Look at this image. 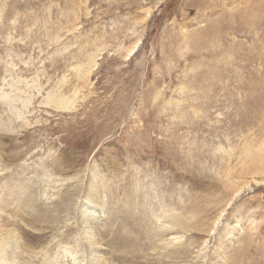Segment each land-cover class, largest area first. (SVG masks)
<instances>
[{"label": "rangeland", "instance_id": "rangeland-1", "mask_svg": "<svg viewBox=\"0 0 264 264\" xmlns=\"http://www.w3.org/2000/svg\"><path fill=\"white\" fill-rule=\"evenodd\" d=\"M0 156V264H264V0H0Z\"/></svg>", "mask_w": 264, "mask_h": 264}, {"label": "bare ground", "instance_id": "bare-ground-1", "mask_svg": "<svg viewBox=\"0 0 264 264\" xmlns=\"http://www.w3.org/2000/svg\"><path fill=\"white\" fill-rule=\"evenodd\" d=\"M53 100H54V102L57 104L56 106L57 107H62L63 106V104H64V101H62V100H56V99H54L53 98ZM64 108V107H63ZM0 161H1V156H0ZM93 176V175H92ZM96 176V175H95ZM94 177V176H93ZM101 180H102V178H100V176H97V177H95V179H93V181L91 182V183H89V185H87L88 187H87V189H88V193H89V195L87 196L88 198V202H90V203H92L93 201H95L96 200V197H97V194H99L98 193V188H99V185H101ZM90 181V180H89ZM75 187V185H73V188ZM87 192V191H86ZM77 193V192H76ZM74 191L72 192V191H70L69 189L68 190H63L62 191V194H61V198H62V203L64 204V206L66 205V206H69V202H71V201H73V199L75 198L74 197V195L76 194ZM79 193V192H78ZM79 195V194H78ZM86 195V194H85ZM102 196V195H101ZM85 197V196H84ZM86 199V198H85ZM43 202V201H42ZM87 202V203H88ZM25 203V202H24ZM94 203V202H93ZM100 203V202H99ZM23 204V203H22ZM76 204V203H75ZM72 205V204H71ZM88 205H90L89 203H88ZM99 205V204H98ZM25 206L27 207L26 208V210L28 209V208H30V206H31V203H30V201H26V203H25ZM57 206V205H56ZM62 206V205H61ZM100 206V205H99ZM50 207V206H49ZM52 208H54V207H52ZM66 208V207H65ZM82 208V207H81ZM49 208H43L42 207V209L40 208V209H38V211H40L43 215H45L46 213V211L48 210ZM56 208H54L52 211H54ZM58 209V208H57ZM22 210V209H21ZM23 211V210H22ZM82 214H81V218H82V222H83V230H84V234H85V237H86V243L85 244H87V252L89 253V255H90V264H100L99 263V251H100V247H95V249H93V248H91V246H92V244L94 243V244H97V241L96 240H98V239H96V238H98L99 236L101 237V234H102V231H101V229H102V226H104V223H100V220L98 221V217H100L101 218V216L103 215H99V214H97V215H99V216H97V218H95V216L91 213V212H89L88 211V209L87 208H82ZM81 213V212H80ZM177 215V214H176ZM176 215H170V217H171V220H172V223H173V225H183L184 226V224H185V221H184V218H182V217H180V216H176ZM180 215V214H179ZM169 216V215H168ZM186 221H187V219H186ZM171 223V224H172ZM187 223V222H186ZM153 229V228H152ZM230 231H232V230H230ZM17 234H19V233H17ZM230 234H232V233H230ZM103 235V234H102ZM19 237V236H18ZM18 237L17 238H15V244H16V255H14V256H16V258L18 259V261L20 260V261H22V259L24 258V257H27L26 255H25V252L27 251V248L25 247V244L22 242V240H19L18 239ZM99 237V238H100ZM24 239V238H23ZM101 239V238H100ZM27 242V241H26ZM25 242V243H26ZM99 242V241H98ZM106 241H104V243H105ZM27 244V243H26ZM102 244V243H101ZM107 244V243H106ZM104 245V244H103ZM105 247V246H104ZM99 248V249H98ZM100 254H101V252H100ZM169 254V253H168ZM171 254V253H170ZM179 254V253H178ZM103 255V254H102ZM89 258V257H88ZM23 262H25V261H23ZM20 263H22V262H20Z\"/></svg>", "mask_w": 264, "mask_h": 264}]
</instances>
